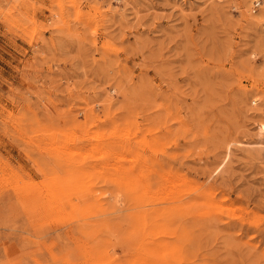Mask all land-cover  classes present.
I'll return each mask as SVG.
<instances>
[{
  "label": "rangeland",
  "instance_id": "374dc122",
  "mask_svg": "<svg viewBox=\"0 0 264 264\" xmlns=\"http://www.w3.org/2000/svg\"><path fill=\"white\" fill-rule=\"evenodd\" d=\"M0 264H264V0H0Z\"/></svg>",
  "mask_w": 264,
  "mask_h": 264
},
{
  "label": "bare ground",
  "instance_id": "6f19581e",
  "mask_svg": "<svg viewBox=\"0 0 264 264\" xmlns=\"http://www.w3.org/2000/svg\"><path fill=\"white\" fill-rule=\"evenodd\" d=\"M258 5V4H257Z\"/></svg>",
  "mask_w": 264,
  "mask_h": 264
}]
</instances>
